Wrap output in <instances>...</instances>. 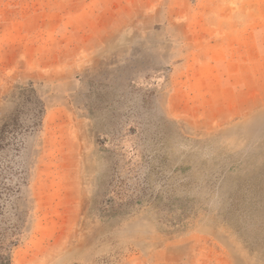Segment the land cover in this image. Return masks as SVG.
Listing matches in <instances>:
<instances>
[{
	"label": "rangeland",
	"instance_id": "rangeland-1",
	"mask_svg": "<svg viewBox=\"0 0 264 264\" xmlns=\"http://www.w3.org/2000/svg\"><path fill=\"white\" fill-rule=\"evenodd\" d=\"M264 0H0L11 264H264Z\"/></svg>",
	"mask_w": 264,
	"mask_h": 264
},
{
	"label": "trees",
	"instance_id": "trees-1",
	"mask_svg": "<svg viewBox=\"0 0 264 264\" xmlns=\"http://www.w3.org/2000/svg\"><path fill=\"white\" fill-rule=\"evenodd\" d=\"M243 242L251 252L258 250L260 252V256L264 258V239L259 240L258 238H253L252 240H249L244 238ZM14 244V240L6 241L0 239V264H11L10 249Z\"/></svg>",
	"mask_w": 264,
	"mask_h": 264
}]
</instances>
